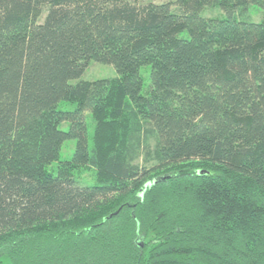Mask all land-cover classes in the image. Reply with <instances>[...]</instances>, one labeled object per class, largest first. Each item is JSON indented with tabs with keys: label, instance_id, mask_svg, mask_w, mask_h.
Returning <instances> with one entry per match:
<instances>
[{
	"label": "trees",
	"instance_id": "16d2710c",
	"mask_svg": "<svg viewBox=\"0 0 264 264\" xmlns=\"http://www.w3.org/2000/svg\"><path fill=\"white\" fill-rule=\"evenodd\" d=\"M0 264H264V0H0Z\"/></svg>",
	"mask_w": 264,
	"mask_h": 264
},
{
	"label": "rangeland",
	"instance_id": "374dc122",
	"mask_svg": "<svg viewBox=\"0 0 264 264\" xmlns=\"http://www.w3.org/2000/svg\"><path fill=\"white\" fill-rule=\"evenodd\" d=\"M155 2H166L170 0H154ZM250 17L254 20H260L262 17V12L259 8H257L256 5H252L250 7ZM202 14H205L207 16H215V15H221L223 14V11L215 6L208 5L204 11H202ZM150 72H151V66L150 65H144L141 67V73L144 77V92L149 86L150 83ZM117 72L115 67L112 64H104L101 62L92 61L89 66L86 68L80 79L84 80H97L101 78H108L116 76ZM78 79L72 80V82H76ZM76 107V104H71L69 102L63 101L60 103V108L67 109V110H73ZM69 122H64L62 127L68 128ZM76 146V140L70 139L64 142L61 150V160H72V155L75 150ZM57 166V161L53 162L49 169H55ZM82 176L85 182L92 184L94 181H96V171L93 169H87L82 171Z\"/></svg>",
	"mask_w": 264,
	"mask_h": 264
}]
</instances>
